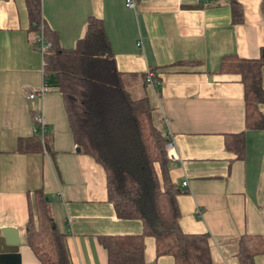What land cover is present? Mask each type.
I'll return each instance as SVG.
<instances>
[{
    "label": "crops",
    "instance_id": "crops-1",
    "mask_svg": "<svg viewBox=\"0 0 264 264\" xmlns=\"http://www.w3.org/2000/svg\"><path fill=\"white\" fill-rule=\"evenodd\" d=\"M232 2L240 22L232 18ZM40 7L46 26L67 49L84 35L89 16L103 22L129 94L148 97L167 119L175 144L167 154L169 175L181 189L180 228L209 235L213 264H240V237L264 235V126L246 127L244 86L219 65L225 55L259 56L264 0H135L134 8L125 0H40ZM28 28L25 0H0V227L18 229V264H40L26 242L25 225L41 191L70 264H107L99 238L139 234L141 224L117 217L106 172L74 141L60 92L51 88L41 99L27 97L43 79L42 54ZM147 69L158 89L144 85ZM261 82L258 110L264 118V64ZM34 108L43 111L50 151H26L34 144ZM240 133L245 146L237 157L224 136ZM144 260L174 264L170 255L156 257L150 236L144 238ZM254 264H264V253L254 256Z\"/></svg>",
    "mask_w": 264,
    "mask_h": 264
},
{
    "label": "trees",
    "instance_id": "trees-1",
    "mask_svg": "<svg viewBox=\"0 0 264 264\" xmlns=\"http://www.w3.org/2000/svg\"><path fill=\"white\" fill-rule=\"evenodd\" d=\"M25 2L28 33L35 48L36 36L41 32L50 43L42 55L43 69L50 87L62 95L74 141L104 168L108 200L117 217L141 224L139 234L99 238L106 249L107 264H144L146 236L154 240L156 257L170 255L174 264H213L209 235L186 233L178 223L176 196L181 189L169 175L170 160L165 149L169 134L164 116L151 107L148 97L135 99L129 94L103 22L89 16L84 35L67 49L46 26L40 0ZM231 10L234 22H240V9L235 2L231 3ZM263 64L264 47L257 58L225 55L220 60L219 71L239 76L244 86L247 128L264 126L258 110L263 101ZM154 79L158 89L155 76ZM143 81L148 85L146 73ZM32 137L34 144L28 143L32 147L26 151H50L48 135L44 144L38 136ZM224 144L237 157L243 156V133L225 135ZM32 206L25 225L26 242L40 264H70L64 235L41 191L35 193ZM239 244L240 264H254V256L264 253V235H242Z\"/></svg>",
    "mask_w": 264,
    "mask_h": 264
},
{
    "label": "built area",
    "instance_id": "built-area-1",
    "mask_svg": "<svg viewBox=\"0 0 264 264\" xmlns=\"http://www.w3.org/2000/svg\"><path fill=\"white\" fill-rule=\"evenodd\" d=\"M125 5L129 8H134L135 7V0H125ZM43 24V23H42ZM36 43H37V50L40 51V53L43 55V53L47 50V48L50 46V43L46 40L45 36H43L42 32L39 33L36 36ZM137 45H140L138 43ZM44 66V63H43ZM146 82L150 86H156V82L154 79V73L152 70L147 69L146 70ZM43 79L42 83L39 87H36L32 90L29 91L27 94V97L30 99L34 98H42L50 89V85L48 80L46 79L45 72L43 69ZM165 125L167 123V119L164 118ZM32 134L36 135L39 137L40 141L42 144L45 142V138L48 135V126L45 121L43 111L41 108H34L32 111ZM175 144L172 136L169 134L168 136V141L165 144V149L167 154L172 155V150H174ZM183 185L186 186L187 182L184 181ZM262 211H264V203L262 205Z\"/></svg>",
    "mask_w": 264,
    "mask_h": 264
},
{
    "label": "water",
    "instance_id": "water-1",
    "mask_svg": "<svg viewBox=\"0 0 264 264\" xmlns=\"http://www.w3.org/2000/svg\"><path fill=\"white\" fill-rule=\"evenodd\" d=\"M79 151L80 148H77ZM20 237L18 229L14 227H0V263L20 262Z\"/></svg>",
    "mask_w": 264,
    "mask_h": 264
},
{
    "label": "rangeland",
    "instance_id": "rangeland-1",
    "mask_svg": "<svg viewBox=\"0 0 264 264\" xmlns=\"http://www.w3.org/2000/svg\"><path fill=\"white\" fill-rule=\"evenodd\" d=\"M149 93V92H148Z\"/></svg>",
    "mask_w": 264,
    "mask_h": 264
}]
</instances>
